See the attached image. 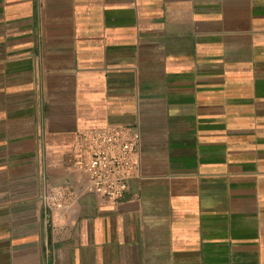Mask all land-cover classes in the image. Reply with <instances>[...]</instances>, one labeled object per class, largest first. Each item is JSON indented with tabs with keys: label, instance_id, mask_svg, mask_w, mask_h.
<instances>
[{
	"label": "crops",
	"instance_id": "0c3cea01",
	"mask_svg": "<svg viewBox=\"0 0 264 264\" xmlns=\"http://www.w3.org/2000/svg\"><path fill=\"white\" fill-rule=\"evenodd\" d=\"M107 126L117 200L76 165ZM0 264H264V0H0Z\"/></svg>",
	"mask_w": 264,
	"mask_h": 264
},
{
	"label": "built area",
	"instance_id": "2783aa9c",
	"mask_svg": "<svg viewBox=\"0 0 264 264\" xmlns=\"http://www.w3.org/2000/svg\"><path fill=\"white\" fill-rule=\"evenodd\" d=\"M76 165L87 175L86 191L119 199L137 171L139 131L132 126H107L79 134ZM76 196L69 188L45 187L43 205L51 212L68 208Z\"/></svg>",
	"mask_w": 264,
	"mask_h": 264
}]
</instances>
